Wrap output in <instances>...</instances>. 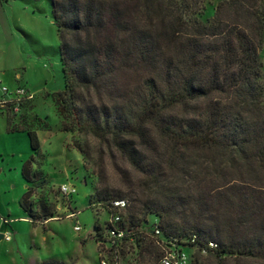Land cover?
I'll return each mask as SVG.
<instances>
[{"label": "trees", "instance_id": "1", "mask_svg": "<svg viewBox=\"0 0 264 264\" xmlns=\"http://www.w3.org/2000/svg\"><path fill=\"white\" fill-rule=\"evenodd\" d=\"M139 3L144 15L146 0H50L64 86L54 105L68 124L63 130L109 138L139 172L153 170L155 160L142 158L138 148L152 144L154 137L165 142L169 158L183 169L191 159L213 163L219 171L230 168L237 179L199 194L195 208L205 210L213 200L219 208L231 206L261 221L250 237L227 248L215 243L207 253L264 264V86L258 57L264 41V0H222L205 23L161 22L153 31L136 24ZM6 131L14 132L9 121ZM15 132H26L32 154L38 152L34 130ZM31 160L32 155L21 166L25 182L30 181ZM30 197L28 188L19 200L26 215L31 213ZM160 208L150 203L142 214L162 221ZM42 216V222L52 219L45 211ZM216 224L208 240L230 228L223 213ZM234 225L239 227L240 221ZM119 227L126 233L123 241L130 236L135 247L151 236L147 221L131 225L122 216ZM159 227V238H184L173 227ZM99 239L109 242L106 234ZM208 240L199 239V244L212 242ZM156 248L155 260L161 254Z\"/></svg>", "mask_w": 264, "mask_h": 264}, {"label": "rangeland", "instance_id": "2", "mask_svg": "<svg viewBox=\"0 0 264 264\" xmlns=\"http://www.w3.org/2000/svg\"><path fill=\"white\" fill-rule=\"evenodd\" d=\"M220 1L146 0L144 15L142 4H137L135 22L138 26L146 25L149 31L157 30L161 22L165 26L176 25L178 20L205 23L213 17ZM58 47L50 0H0L1 85L9 89L22 86L33 94L21 117L0 114V203L13 219L8 224L9 231L0 232V264H100L104 259L116 260L117 264L156 261L158 249L152 237L144 238L139 247L123 242L110 248L99 241V234H106L105 206L117 193L126 195L120 199L127 204L122 216L131 225H141L143 221L152 225L158 221L168 228L173 227L175 235L184 237L181 240L196 235L201 241H207V233L217 229L218 215L223 213L230 228L222 229L220 237L211 234L212 240L208 241L227 248L231 243L250 237L253 227L260 224V218L242 214L231 206L219 208L213 200L205 210L195 208L194 201L199 194L213 192L222 181L237 179L230 168L219 171L213 163L208 165L204 160L191 159L183 169L169 158L165 142L154 137L152 144L142 143L138 148L142 158L155 160L154 174L152 168L147 167L146 172H139L130 166L109 138L77 130L64 131L68 124L54 105L56 93L64 89ZM258 57L264 86V41ZM130 83L134 86L137 79ZM7 121L14 132L34 130L39 143L38 152L32 154L30 181L25 184L19 161L26 156L27 147L13 142L6 131ZM139 142L136 139L137 145ZM62 184L72 185L75 194L62 198L57 191ZM28 188L31 213L24 220L14 219L18 217L14 215L17 205L13 195ZM150 203L163 209L162 221L152 214H142ZM43 211L51 214L52 219L42 222ZM236 220L240 225L234 228ZM6 235L9 240H5ZM183 249L189 254L185 264L260 262L257 259L237 262L226 255H203L187 246Z\"/></svg>", "mask_w": 264, "mask_h": 264}, {"label": "built area", "instance_id": "3", "mask_svg": "<svg viewBox=\"0 0 264 264\" xmlns=\"http://www.w3.org/2000/svg\"><path fill=\"white\" fill-rule=\"evenodd\" d=\"M0 114L6 113L13 117H18L28 104L33 99V94L26 88L17 86L13 89L1 85L0 81ZM59 194L62 197H71L75 194V189L72 185L62 184L57 188ZM127 208V204L124 200H114L110 202V205L106 209V236L109 238V242L105 244L110 248L119 246L124 241L126 233L119 227L124 210ZM74 230H79V227H74ZM149 234L155 240L156 246L160 249V257L151 264H185L188 259V254L184 251V247H191L192 250H196L200 254L205 255L209 250L216 248V244L213 242L204 243L201 246L199 239L196 235H191L188 239L177 241L174 237L161 236L162 231L159 227L158 221H155L151 225ZM9 235L5 236V240H9ZM132 244V240L129 236V241ZM183 244V245H182ZM100 264H117L116 260L104 259L100 261Z\"/></svg>", "mask_w": 264, "mask_h": 264}, {"label": "crops", "instance_id": "4", "mask_svg": "<svg viewBox=\"0 0 264 264\" xmlns=\"http://www.w3.org/2000/svg\"><path fill=\"white\" fill-rule=\"evenodd\" d=\"M9 135L11 136L13 142L20 144V147H24V145L27 147L26 156H24V158L21 157V159L19 161L20 164L22 165L23 161H25V159L30 157L33 153L32 150L30 149V146H29V139L27 137V134H26V132H13V133H9ZM19 171L21 173V168ZM22 181L25 184V181L24 180H22ZM24 192H25V190L16 191L13 195V202H15V204L17 205V208H16L17 213L14 215H16V217H18V218H14V219H19V220L25 219L26 213L21 209V207L19 205V200H20V198ZM0 215H1L0 217H1L2 223H3L0 225V232L6 233L9 231L8 224L11 223L13 219H12V217L10 218L11 214L3 203H0ZM4 221L7 222V225L4 224ZM25 221H27V220H25Z\"/></svg>", "mask_w": 264, "mask_h": 264}, {"label": "water", "instance_id": "5", "mask_svg": "<svg viewBox=\"0 0 264 264\" xmlns=\"http://www.w3.org/2000/svg\"><path fill=\"white\" fill-rule=\"evenodd\" d=\"M0 239H2V235L0 234Z\"/></svg>", "mask_w": 264, "mask_h": 264}]
</instances>
